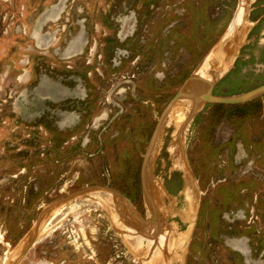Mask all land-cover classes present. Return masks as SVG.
<instances>
[{"label":"rangeland","instance_id":"374dc122","mask_svg":"<svg viewBox=\"0 0 264 264\" xmlns=\"http://www.w3.org/2000/svg\"><path fill=\"white\" fill-rule=\"evenodd\" d=\"M241 1L0 0V264H264V92L199 102L185 166L171 150L182 123L165 121L151 166L183 237L166 261L140 259L115 194L95 189L148 219L145 158L193 73L213 96L264 84V0L224 38Z\"/></svg>","mask_w":264,"mask_h":264},{"label":"bare ground","instance_id":"6f19581e","mask_svg":"<svg viewBox=\"0 0 264 264\" xmlns=\"http://www.w3.org/2000/svg\"><path fill=\"white\" fill-rule=\"evenodd\" d=\"M249 2L250 0L241 1L240 8L232 23V26L224 38L239 36L238 33L240 34L247 17L248 10L250 9ZM209 83L210 77L201 75V73H193L186 86L168 106L164 115L160 119L159 127L149 147L143 170L146 200L150 210V217L148 219H141L135 214L134 211L128 209L127 204L123 202V200H125L124 196L117 190L108 188H95L96 190L101 189L109 193H113V195L115 194V202L118 207L117 209H119L122 216L121 224H118V227H120L122 231L126 232V237L128 236L127 239L131 242V248L132 244H134L133 246L136 251H142V249H146V252L144 253L145 255L142 256V258L140 257L142 260L151 258L158 260L161 258L162 261H166L170 252V247L173 245L177 246L179 245V242L183 241V237H181V239H178L180 237L173 239L172 236H170L172 232L175 231V226L168 222V216L163 215V212L161 211L163 208L161 207L162 202H159L160 189L154 180L151 163L154 160L153 155L156 154L160 145V143L158 144V140L165 121L176 118L179 119L182 124L175 135V141L171 145V150L175 156L176 162L182 166H185V160L182 151V141L186 126L185 124L188 122L187 120L189 115L194 112L195 109H197L198 105L200 104L199 102L205 100V94H209L211 88V85H208ZM190 116L192 117V115ZM186 180L187 186L190 188L192 194L190 196L191 201H194V199L196 200L197 187L191 173L187 172ZM116 196L120 197L118 198V201ZM186 216L187 218L191 219V214L189 215V212H186ZM43 218L44 216L41 218L39 223L43 221ZM38 226L41 227L42 224H37L36 227L30 231L27 240L21 244V252L33 243L38 231ZM19 257L20 256L15 258L18 259ZM150 261H152V259Z\"/></svg>","mask_w":264,"mask_h":264},{"label":"water","instance_id":"95a60500","mask_svg":"<svg viewBox=\"0 0 264 264\" xmlns=\"http://www.w3.org/2000/svg\"><path fill=\"white\" fill-rule=\"evenodd\" d=\"M262 92H264V84L259 85V86L255 87V88H253V89H251V90H249V91H247L245 93H242L240 95H235V96H213V95H211L209 93V94H205L204 97H205V100L220 101V102H224V103H237V102H240V101H244V100L253 98V97L261 94ZM175 98L176 97H174L172 100H174Z\"/></svg>","mask_w":264,"mask_h":264}]
</instances>
